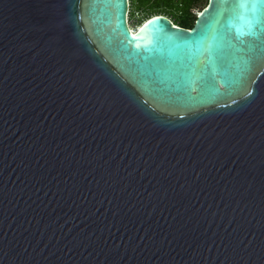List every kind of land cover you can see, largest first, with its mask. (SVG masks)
Here are the masks:
<instances>
[{
  "label": "water",
  "instance_id": "1",
  "mask_svg": "<svg viewBox=\"0 0 264 264\" xmlns=\"http://www.w3.org/2000/svg\"><path fill=\"white\" fill-rule=\"evenodd\" d=\"M128 10L0 0V264H264V0Z\"/></svg>",
  "mask_w": 264,
  "mask_h": 264
},
{
  "label": "trees",
  "instance_id": "2",
  "mask_svg": "<svg viewBox=\"0 0 264 264\" xmlns=\"http://www.w3.org/2000/svg\"><path fill=\"white\" fill-rule=\"evenodd\" d=\"M198 0H129L131 15L135 9L141 10L142 14L136 19L140 24L153 14L168 15L173 23L183 27H191L200 11L196 9Z\"/></svg>",
  "mask_w": 264,
  "mask_h": 264
},
{
  "label": "rangeland",
  "instance_id": "3",
  "mask_svg": "<svg viewBox=\"0 0 264 264\" xmlns=\"http://www.w3.org/2000/svg\"><path fill=\"white\" fill-rule=\"evenodd\" d=\"M206 0H198L197 3H196V9H200L204 4H205ZM142 14V11L141 10H137V12L135 13L134 12V15H129V24L132 26V27H135L137 26L138 24H136V19Z\"/></svg>",
  "mask_w": 264,
  "mask_h": 264
},
{
  "label": "snow or ice",
  "instance_id": "4",
  "mask_svg": "<svg viewBox=\"0 0 264 264\" xmlns=\"http://www.w3.org/2000/svg\"><path fill=\"white\" fill-rule=\"evenodd\" d=\"M251 12H252L251 23H255L256 22V13H257V4L255 2L252 3Z\"/></svg>",
  "mask_w": 264,
  "mask_h": 264
},
{
  "label": "built area",
  "instance_id": "5",
  "mask_svg": "<svg viewBox=\"0 0 264 264\" xmlns=\"http://www.w3.org/2000/svg\"><path fill=\"white\" fill-rule=\"evenodd\" d=\"M134 12L136 13V12H137V9H135V10L133 11V15H134ZM128 14L131 15V8H130V5H129ZM131 16H132V15H131ZM128 19H129V15H128ZM128 21H129V20H128ZM130 26H131V25H130Z\"/></svg>",
  "mask_w": 264,
  "mask_h": 264
},
{
  "label": "bare ground",
  "instance_id": "6",
  "mask_svg": "<svg viewBox=\"0 0 264 264\" xmlns=\"http://www.w3.org/2000/svg\"><path fill=\"white\" fill-rule=\"evenodd\" d=\"M130 29H131V26L129 25Z\"/></svg>",
  "mask_w": 264,
  "mask_h": 264
}]
</instances>
